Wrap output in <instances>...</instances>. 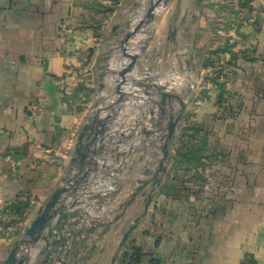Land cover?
Segmentation results:
<instances>
[{"label": "crops", "instance_id": "0c3cea01", "mask_svg": "<svg viewBox=\"0 0 264 264\" xmlns=\"http://www.w3.org/2000/svg\"><path fill=\"white\" fill-rule=\"evenodd\" d=\"M130 1L120 0L115 10ZM98 2L0 0V151L21 164L12 173L0 162V208L24 193L34 201L22 221L0 211V264L57 190L99 91L100 84L93 85L102 40L82 25L89 15L85 7ZM169 2L171 18L158 28L173 26L167 40L194 83L173 140L192 107L205 109L208 119L196 122L207 130L227 122L215 135L221 162L204 170V182L179 185L187 191L178 197L171 196L169 180L158 183L150 199L142 190L122 218L111 206L114 224L100 222L87 230L76 255L82 264H133L129 258L138 249L137 264H264V0ZM155 58L158 71L164 57ZM219 94L226 99L221 107ZM227 109L239 110L235 121L218 119ZM117 157L130 165L137 160L142 176L144 167L146 176L152 173L150 158L136 159L130 151H118ZM58 223L54 218L16 262L41 264L42 245Z\"/></svg>", "mask_w": 264, "mask_h": 264}, {"label": "built area", "instance_id": "2783aa9c", "mask_svg": "<svg viewBox=\"0 0 264 264\" xmlns=\"http://www.w3.org/2000/svg\"><path fill=\"white\" fill-rule=\"evenodd\" d=\"M126 64H128V60L122 59L118 67L126 66ZM120 70H116V75L110 78L114 80V83L116 80L119 81V90H122L120 97H116L118 94L115 92V88L118 85L115 83L114 90V85L112 87L114 96L108 106L110 107L109 111H106L105 107L100 109L95 105L92 106L88 122L85 124V127H89L97 125L99 121H105L106 128L105 132L91 146V150L95 154L88 159L90 164H87L84 169L85 175H80L81 178L77 180V183H74L72 178L76 174V169L72 168L68 174L69 165L59 182L58 188L64 187L67 192L63 194L60 200L61 208L55 217L56 220H59V223L52 226L42 245V262L46 260V264H82L83 259L76 254L83 251L85 232L94 225L111 218L109 216V210L112 206L111 197L119 188L117 181L120 180V175L124 174L126 167L130 166V160L118 159L117 153L118 151H130L132 154L133 150L138 148L134 142H131L130 136L123 135L122 131L116 134V119L108 120L109 117L114 116L113 113L117 112L120 115L122 111L124 112L132 107L147 110L149 116L145 125L148 128L145 131L149 133L150 130H153L155 133L151 134L147 139H141V142L145 146H148L149 142H153L155 147H151V157L154 156L157 160L160 156V140L165 133L167 118H162L161 115L157 114L154 115L153 109H156V113L157 110L160 112V92L168 94L169 91L164 89L161 85L162 82H159L160 84L157 86L158 82L151 81L152 74L148 69H143L142 73H138V76L134 71H131L124 76L123 82L117 76V72ZM64 73L66 72L64 71ZM157 75L158 72L153 73V77ZM159 88L161 90H158ZM97 93H99L98 96L101 95L100 90ZM175 107L176 105L167 104L165 110L169 114L174 111ZM169 108L170 112L168 111ZM97 111L101 112L99 116ZM95 115L96 122H93ZM154 116L157 120V124H153L156 126L155 128L152 125ZM90 138L89 132L86 131L82 138V145H87ZM0 162L6 164L12 173H15L21 165L20 161L11 154L1 151ZM152 162H149V165ZM19 204H27L31 207L34 206V201L28 194L24 193L8 204L3 205L0 211ZM26 251V249H23L22 254H25Z\"/></svg>", "mask_w": 264, "mask_h": 264}, {"label": "rangeland", "instance_id": "374dc122", "mask_svg": "<svg viewBox=\"0 0 264 264\" xmlns=\"http://www.w3.org/2000/svg\"><path fill=\"white\" fill-rule=\"evenodd\" d=\"M151 1L152 0H131L130 2H128V4H125V6L122 7V10H114L116 15L109 16L111 17V20H109L108 24H105V22L109 19V17L103 21L102 14H97L96 18L102 21L99 31V39L102 40V53L99 54L100 57L96 63L93 86H95L96 88L97 84L101 85V95L98 96L99 93H97V91L93 94L90 103L91 108L95 105L97 108L105 107V110L109 111L110 107L108 106L114 96V94L112 93L115 88V83L116 85H118V89L120 88L119 81L116 80V82L114 83V80L110 78L116 75V70L125 67L121 66L120 68H117L120 60L124 59L122 57L124 56L123 51H126V53L128 54L137 56V59L139 60L137 64L138 66L135 65L132 69V71H134L137 76L138 73H142L143 67L145 65H148L150 67L148 71L152 74V82H162L161 85L164 87V89L169 91L168 94L177 97L182 101L188 100L190 95L188 93L191 92L190 89L194 84L192 80V72L185 68L184 62L179 63V65L177 64V57H175L174 54L176 47L172 45L170 39L167 40V38H170L173 26L170 23L168 25L166 24L165 29L161 30L158 28V26H160V24H162L165 19L171 18L170 14L172 11L170 9L172 5L170 2H167L165 5L160 4L158 10L154 13L153 20H151L148 24H143L137 33L131 34L127 43H123L125 35L127 33H131L132 30L140 22H142V20H144L146 10ZM114 12L112 14H114ZM156 53H161V55L164 57L163 64L161 65L162 67L158 71H156ZM180 60L184 59L181 57ZM112 66H115L116 70ZM156 72H158V75L156 77H153V73ZM121 91L122 90H120V92ZM175 104L176 107L174 111H177L178 106L177 103ZM153 111L154 115L157 114L160 116V112L158 110L157 113L155 108L153 109ZM168 111H171L170 108ZM100 114L101 112L97 113L98 116ZM187 114H190L189 120L196 122V120H205L204 116H207L206 119H208L209 115L207 114L210 113L205 109L198 110L197 108L195 109V107H192L191 111H189ZM113 115L114 116L109 117L108 120L116 119V134H119V132L122 131L123 135L126 134L127 136H130L131 142H134L136 147H138L133 150V154L136 156V159L137 157H143L150 158V160L153 161L149 165L152 173L147 175L146 178L139 173L140 171L137 167V160L135 161V159L130 165L132 166L131 170L126 174L124 173L120 175V180L117 181V183L119 184V188L111 197V203L113 206L112 213L115 212L116 217L122 218L124 217L125 211L130 205L131 199L134 194H136V196L134 197L136 198L143 190V198H147L149 195H151V193H153L152 190H154L155 186L158 183H165L171 179V177L173 176V170L170 161H168L167 159L163 167L164 172L161 174H157L158 167L155 163L157 160L155 157H151L150 153L152 147L151 143L149 142L148 146H145L141 142V139H147V137L155 133L153 130H150L149 133L145 131L148 128L146 127L147 125H145V123H147L146 120L149 116L147 110H143V108L139 109L136 107H132L125 110L124 112L122 111L120 115H118L117 112L113 113ZM88 118L89 116L86 117L85 123L88 122ZM153 124H157L155 116L152 121V125ZM190 124L193 125L194 123L191 122ZM153 127L155 128L156 126L153 125ZM208 142L211 146L212 142ZM165 171L168 174L167 177L164 178L163 174L165 173ZM180 171L178 172V174L180 175V178L182 179V182L184 184L185 182H187L186 184L195 182V179H193V170H190V173L188 175L184 174V171ZM233 181L230 180L228 182ZM113 219L114 216H112L110 219L105 220L104 224L106 226L114 224Z\"/></svg>", "mask_w": 264, "mask_h": 264}, {"label": "water", "instance_id": "95a60500", "mask_svg": "<svg viewBox=\"0 0 264 264\" xmlns=\"http://www.w3.org/2000/svg\"><path fill=\"white\" fill-rule=\"evenodd\" d=\"M170 0H152L146 10L144 22L137 25L131 33H127L123 39V43H127L128 39L130 38L131 34H135L138 32L140 27L143 24H148L154 18V13L158 10L160 4L165 5ZM126 52V51H125ZM124 53V51H123ZM124 59L128 60V64L122 68L120 71L117 72V76L124 81V76L132 71L134 66L136 65L137 56L134 55H126L122 56ZM99 90H101V85L98 86ZM158 90H161L160 88ZM115 92L120 94L118 87L115 88ZM161 96V108H160V115L162 118H167L166 125H165V133L160 140V156L156 161V166L158 167L157 174H161L164 172V163L168 159L169 155V145L174 135L176 133L177 127L182 120L183 114L186 109V101L179 100L177 97H174L170 94L160 92ZM176 100V101H175ZM176 102L178 106L177 111H173L169 113L165 111L166 105H172V103ZM93 122H96V115L93 118ZM105 121H99L97 125L85 127L83 129L82 134L79 136L77 145L74 149L73 156L71 158L70 163V170H68V174L70 173L72 168L76 169V174L72 178L74 183H77V180L80 179V175H85L84 169L89 165V158L93 156L95 153L92 152L91 146L97 140V138L105 132ZM89 132V136H91L87 145H82V138L85 132ZM154 157V156H152ZM143 177H146V168H143ZM140 189V188H139ZM138 189V191H139ZM67 192V189L64 187H59L57 190L50 196L48 201L40 208L36 217L31 222L30 226L26 229L23 237L5 260L3 264H22L23 260L20 259L16 262L17 256L19 252H22L23 249L27 250V247L35 245L39 242L42 237V233L45 231L48 224L56 217L58 211L61 208V198L64 193ZM136 194L133 195L132 199ZM150 199V195L148 196ZM134 229V226H131L123 235L121 245L124 244L130 232ZM42 264H46V260L42 262Z\"/></svg>", "mask_w": 264, "mask_h": 264}, {"label": "trees", "instance_id": "16d2710c", "mask_svg": "<svg viewBox=\"0 0 264 264\" xmlns=\"http://www.w3.org/2000/svg\"><path fill=\"white\" fill-rule=\"evenodd\" d=\"M101 1V3L98 2L96 4L87 5L85 8L89 15L82 19V25L91 28L96 38H100L99 31L100 25L102 23V21L96 18L97 14L101 13L103 16V21L106 20L110 15H112L114 10L118 8L120 2V0ZM103 2L106 3L103 4ZM225 101V97H222V95L219 94L216 104L221 107ZM238 111L232 109H227L224 111L222 110L221 117L218 116V119L225 121L226 118H229L235 121L238 118ZM189 116L190 114L186 115V117H188L186 118V124L180 128L176 139H172L169 145L168 161H170L173 170V176L170 179V182L173 184L171 187L172 197H178L181 192L185 193L187 191L186 189H178L180 186H183L187 183L185 182L184 184L180 178V175L178 174L181 169H183L181 171H184V174L186 175L190 173V170H193V179H195V182L202 183L205 181L206 177L204 170L211 166L210 163H213L215 166L221 162V141L219 140V137L216 136L221 133V125H225L227 122L216 126L215 129L207 130V128L203 127V125L197 123L191 125L190 123H187ZM226 131L228 132V129H226ZM209 139L214 141L212 142L211 146L208 142ZM174 141H176L178 144L176 147L173 144ZM167 174L168 173H166V177ZM165 192L167 193V191ZM28 209L29 206L27 204H19L17 206L9 207L7 210H5V213L13 216L16 220L22 221L25 219ZM140 258V250L134 249L133 254L129 259L131 263L137 264L139 263ZM246 264L249 263L246 262Z\"/></svg>", "mask_w": 264, "mask_h": 264}, {"label": "bare ground", "instance_id": "6f19581e", "mask_svg": "<svg viewBox=\"0 0 264 264\" xmlns=\"http://www.w3.org/2000/svg\"><path fill=\"white\" fill-rule=\"evenodd\" d=\"M161 8H162V7H161ZM142 22H144V20H142ZM142 22H140L139 24H141ZM139 24H138V25H139ZM124 54H126V55H131V54L126 53L125 51H124L123 55H124ZM134 56H135V55H134ZM126 65H127V64H126ZM122 82H123V81H122ZM119 91H120V90H119ZM118 96L120 97V94H118L117 97H118ZM101 108H102V107H100V109H101Z\"/></svg>", "mask_w": 264, "mask_h": 264}]
</instances>
